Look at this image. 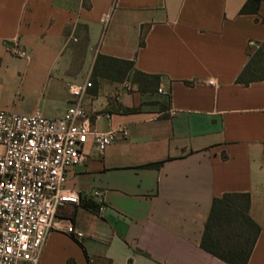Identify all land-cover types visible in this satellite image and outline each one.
Instances as JSON below:
<instances>
[{"label": "crops", "instance_id": "crops-1", "mask_svg": "<svg viewBox=\"0 0 264 264\" xmlns=\"http://www.w3.org/2000/svg\"><path fill=\"white\" fill-rule=\"evenodd\" d=\"M246 1L0 0V84L25 86L28 113L61 116L74 101L67 84L85 81L98 54L159 76L146 87L133 72L92 82L82 100L92 124L128 136L101 156L84 145L66 180L80 203L57 212L83 238L52 230L38 264H228L200 246L224 193L249 194L260 232L247 264H264V79L236 81L264 41V0L241 13ZM12 58L25 63L3 67Z\"/></svg>", "mask_w": 264, "mask_h": 264}, {"label": "built area", "instance_id": "built-area-1", "mask_svg": "<svg viewBox=\"0 0 264 264\" xmlns=\"http://www.w3.org/2000/svg\"><path fill=\"white\" fill-rule=\"evenodd\" d=\"M110 17L109 13L100 17L104 27ZM12 51L27 56L17 45ZM91 87L88 78L68 83L74 101L59 117H46L40 109L32 113L0 109V264H38L54 229L83 238L71 222L57 218L61 207L78 205L81 199L66 187L67 170L85 161L83 147L89 139L101 156L119 135L128 136L126 127L100 130L92 124L82 105ZM101 118L110 119V114L94 115L95 120ZM91 196L100 198L101 193L95 190Z\"/></svg>", "mask_w": 264, "mask_h": 264}, {"label": "trees", "instance_id": "trees-1", "mask_svg": "<svg viewBox=\"0 0 264 264\" xmlns=\"http://www.w3.org/2000/svg\"><path fill=\"white\" fill-rule=\"evenodd\" d=\"M259 2L260 0H247L240 12L247 13L251 4L258 5ZM131 72L133 79L141 87L153 85L159 79L158 75L134 69V62L131 60L102 54L95 57L91 78L93 82L98 78L122 81ZM261 79H264V41L253 52H248V61L236 81L246 85ZM249 206L248 193H224L220 197H214L204 224L201 248L228 264H247L260 232L259 225L249 214Z\"/></svg>", "mask_w": 264, "mask_h": 264}, {"label": "rangeland", "instance_id": "rangeland-1", "mask_svg": "<svg viewBox=\"0 0 264 264\" xmlns=\"http://www.w3.org/2000/svg\"><path fill=\"white\" fill-rule=\"evenodd\" d=\"M253 51L254 49L250 50V52ZM13 63L22 65L25 63V59L12 58L9 60V63L6 64V62H4L3 67L8 66L9 68H13ZM88 79L93 82L91 74L88 76ZM30 97H32L31 93L26 90L25 86H20L17 78L7 77L0 84V107L5 108V110L28 113L27 111L33 107L36 102L35 99H31Z\"/></svg>", "mask_w": 264, "mask_h": 264}]
</instances>
